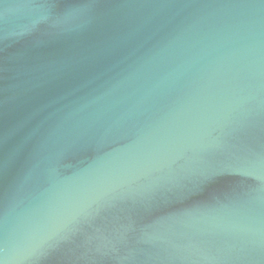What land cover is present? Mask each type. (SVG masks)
<instances>
[{
    "label": "water",
    "instance_id": "obj_1",
    "mask_svg": "<svg viewBox=\"0 0 264 264\" xmlns=\"http://www.w3.org/2000/svg\"><path fill=\"white\" fill-rule=\"evenodd\" d=\"M0 264H264V0H0Z\"/></svg>",
    "mask_w": 264,
    "mask_h": 264
}]
</instances>
